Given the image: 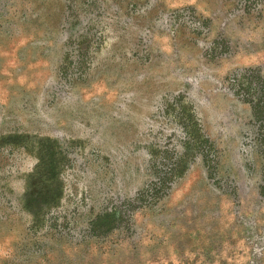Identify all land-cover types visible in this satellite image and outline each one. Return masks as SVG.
<instances>
[{"label": "rangeland", "instance_id": "rangeland-1", "mask_svg": "<svg viewBox=\"0 0 264 264\" xmlns=\"http://www.w3.org/2000/svg\"><path fill=\"white\" fill-rule=\"evenodd\" d=\"M245 71L264 76V0H0V264H264V142L227 86ZM190 108L213 167L184 160L127 217Z\"/></svg>", "mask_w": 264, "mask_h": 264}, {"label": "trees", "instance_id": "trees-1", "mask_svg": "<svg viewBox=\"0 0 264 264\" xmlns=\"http://www.w3.org/2000/svg\"><path fill=\"white\" fill-rule=\"evenodd\" d=\"M227 86L238 98L250 104L252 109L251 124L256 128L260 142H264V76H260L254 71H245L230 77ZM190 109L191 111L186 115L188 122H191L187 125L190 145L182 154H177L174 150L167 148L151 150V170L154 178L132 199L120 204L125 212L123 214H127V217L129 212L135 208L153 204L164 196L171 184L184 172V160L200 155L208 170L213 167L212 162L216 158V149L207 138H202L197 133L196 127H193L194 114L192 108ZM165 113L167 114V112ZM121 219L120 211L97 215L90 222L89 232L91 235L104 234Z\"/></svg>", "mask_w": 264, "mask_h": 264}, {"label": "flooded vegetation", "instance_id": "flooded-vegetation-1", "mask_svg": "<svg viewBox=\"0 0 264 264\" xmlns=\"http://www.w3.org/2000/svg\"><path fill=\"white\" fill-rule=\"evenodd\" d=\"M191 111V110H190ZM189 113V112H188ZM187 113V114H188ZM189 124H191V122L189 123ZM193 127H194V125H193ZM46 172H47V174H44L43 172H41V174L43 175V176H51V174H50V169L47 171L46 170ZM105 214V213H104ZM102 215V214H101Z\"/></svg>", "mask_w": 264, "mask_h": 264}]
</instances>
